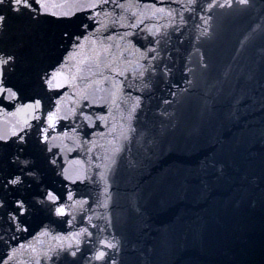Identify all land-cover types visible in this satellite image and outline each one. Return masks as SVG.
<instances>
[{
  "label": "snow or ice",
  "instance_id": "6c2138e0",
  "mask_svg": "<svg viewBox=\"0 0 264 264\" xmlns=\"http://www.w3.org/2000/svg\"><path fill=\"white\" fill-rule=\"evenodd\" d=\"M138 7L125 0H0V113L11 118L0 132V264H21L25 250H30L28 264H152L157 244L178 246L167 232L148 246L143 238L149 228V194L136 183L125 190L121 204V191L164 154L176 127L167 110L149 117L155 92L169 90L173 99L162 100L169 107L180 103L182 98L171 91L179 87L173 79L177 70L188 85L180 92L191 94L211 64L194 46L195 58L189 52L177 69L167 32L146 23L149 17ZM255 7L256 0H186L181 11L154 3L153 15L166 21L164 29L182 36L188 22L183 12L196 14L198 39L211 40L217 14H247ZM65 42V54L41 67L45 51ZM70 59L77 60L75 72L66 70ZM70 91L69 108L64 99ZM96 138L104 143L98 145ZM133 143L143 151L137 149L129 159L125 153ZM100 149L103 155H93ZM221 149L226 164H218L217 153L211 152L196 173L199 198L208 201L222 191L229 214L228 219L215 217L220 248L212 264H251L246 257L257 232L259 264H264V127L242 129ZM81 185L90 190L82 191ZM36 218L41 226L32 231ZM57 224L69 230L61 234L49 227ZM177 226L202 243L203 218ZM40 236L52 243L38 249L33 242L40 243Z\"/></svg>",
  "mask_w": 264,
  "mask_h": 264
},
{
  "label": "water",
  "instance_id": "95a60500",
  "mask_svg": "<svg viewBox=\"0 0 264 264\" xmlns=\"http://www.w3.org/2000/svg\"><path fill=\"white\" fill-rule=\"evenodd\" d=\"M129 3H138L136 11H143L145 22L152 26H160L170 37L168 51L177 57V69L180 64L186 62L189 52L195 58L194 46L209 59L211 68L204 80H201L192 90L191 94L181 93V88L188 85L181 80L177 70L173 79L179 87L171 88L181 97L180 103H173L171 107L162 103L164 98L172 100L169 90H157L151 101L152 111L157 114L167 110L173 114L172 123L175 129L168 134V142L163 155L154 159V163L144 173H137L132 177L131 183H125L122 187L120 203L124 204V196L127 191L133 189V185L139 183L149 194L146 201L148 232L143 241L148 246L157 243L162 232H167L169 237L177 243V247L161 246L157 244V250L152 255V264H212L219 258L220 225L216 222V215L220 214L225 219L229 218L223 206L222 191L218 190L208 201L200 199L202 185L197 178V171L204 156L217 153L218 164H226V152L221 149V143L230 144L241 135V130L257 132L264 127V4L256 0V7L247 14L231 13L217 14L212 21L214 36L211 40L198 39L196 25L200 21L196 14L184 11L187 25L180 36L171 27L164 29L165 20L159 15H153V4L176 8L181 11L180 5L186 0H125ZM203 2V0H201ZM147 6V7H145ZM129 10L126 15L131 17ZM179 23V21H177ZM116 31H120L117 29ZM111 34V33H109ZM179 38V39H178ZM182 40L183 43H180ZM85 44L88 42L85 41ZM163 46V45H162ZM63 47L57 46L45 51L41 67L55 63L63 56ZM77 60L70 59L67 69L75 72ZM86 67V66H82ZM87 75V72L83 73ZM104 75H111L104 70ZM99 78V75L96 77ZM92 79V77H89ZM77 84L83 88L84 82L78 80ZM106 82L104 87H108ZM74 96L70 91L65 99V107H72ZM159 105V108H157ZM114 114L118 117V112ZM168 122L167 117H161ZM4 114L0 113V132L7 123ZM111 120V116H109ZM71 135V133H69ZM97 144L104 141L96 138ZM131 152L125 153L129 159L136 155L137 149L143 151L141 144L130 145ZM103 149L94 151L93 155H103ZM71 155H78L77 152ZM82 191H89L83 185ZM94 196L95 193H92ZM98 211L102 212V209ZM201 217L206 221V230L203 233L202 243L194 242L191 233H185L181 227L173 226L178 222L188 223ZM94 223L103 224L101 220ZM113 222L120 229L118 219L113 217ZM253 222L255 219L253 218ZM44 223H47L46 221ZM41 220L36 218L31 224L32 231L39 230ZM54 232L61 234L69 229L64 224L49 226ZM80 227L79 224L75 228ZM27 238V234H25ZM40 243H35L39 249L52 243L50 237H38ZM255 246L251 250L248 259L251 264H259L258 232L254 234ZM142 241V243H143ZM30 250H25L19 257L21 264H28Z\"/></svg>",
  "mask_w": 264,
  "mask_h": 264
}]
</instances>
